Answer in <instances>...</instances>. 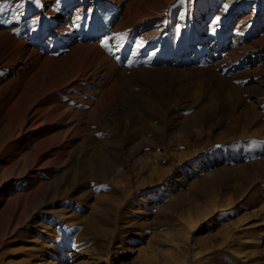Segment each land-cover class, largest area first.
I'll list each match as a JSON object with an SVG mask.
<instances>
[{
    "label": "rangeland",
    "instance_id": "obj_1",
    "mask_svg": "<svg viewBox=\"0 0 264 264\" xmlns=\"http://www.w3.org/2000/svg\"><path fill=\"white\" fill-rule=\"evenodd\" d=\"M112 1L0 0V59L9 37L50 58L23 96L90 79L14 229L19 188L0 191V264H264V0ZM26 73L0 68V87Z\"/></svg>",
    "mask_w": 264,
    "mask_h": 264
},
{
    "label": "bare ground",
    "instance_id": "obj_2",
    "mask_svg": "<svg viewBox=\"0 0 264 264\" xmlns=\"http://www.w3.org/2000/svg\"><path fill=\"white\" fill-rule=\"evenodd\" d=\"M46 11L49 14L51 13L53 18H56L57 13L53 7L49 8L47 4ZM55 30L56 31L52 34L53 36H56L57 33H59V30ZM37 36L42 37L41 34H37ZM46 39L49 41L50 38L47 37ZM9 40L11 44L7 53L9 54V59H7V61L0 59V68L12 65L20 70L21 73L27 72L26 74H22L17 81H15V79H7L8 81L4 82L3 86L0 87V122L2 123L5 118L6 123H9V120L7 119L9 114L14 116L18 115V117H16L17 123L11 126L8 131V135L0 143V191L7 189V191L11 192L16 188H19V191L17 190L18 192L10 195L4 204V209H6L9 205L13 208V215L15 218H13L14 223L11 224V229H14L13 225H18L20 223V217L25 208L24 206L27 203V199L32 200L30 198L35 196V192L42 184V182L39 181L40 171L57 159L55 157L61 150L59 140L65 137L69 132V125L71 122L67 124L64 123L65 118L67 117H63V115L68 112L71 114L73 111L72 109L68 112L64 110L65 106L62 103L63 97H65L66 93L70 90L82 91L84 84L90 79L84 68L81 66L79 68L73 67L68 74H63L54 81H49L46 84L42 83L40 86L36 87V90L31 98L28 96L25 97L23 96V91L25 90L26 84L29 80L27 77L33 71L34 65L44 62L50 58L48 56H44L40 49L38 50L36 47L28 46L25 41H19L13 37H9ZM78 48L79 46L77 45L75 48H72L69 55H73L75 53L74 49L78 50ZM21 59H24L27 64L25 65L23 61V63H21ZM63 59V57H60L58 61ZM17 103H20V107H18L16 112H13V107ZM68 120H71L70 115ZM54 122H56V125ZM73 127L75 130L77 129L76 132L80 131L78 122L75 123ZM84 129L85 128H83V130ZM21 142L23 143L22 147L20 146ZM53 144L57 145L54 146L53 149H50ZM46 151H49L48 154H46ZM20 152H22L23 159L13 160V155L15 153L19 154ZM37 155L39 156L38 159L36 158ZM5 156L8 158L4 159ZM30 156L33 157L34 161L28 168V166L24 163V159ZM18 174H21L23 179H18ZM11 180L17 181V184L12 183ZM0 240H2V238ZM172 256H168L164 260L163 264H175V261L172 260ZM147 264L159 263L154 260L149 261Z\"/></svg>",
    "mask_w": 264,
    "mask_h": 264
},
{
    "label": "snow or ice",
    "instance_id": "obj_3",
    "mask_svg": "<svg viewBox=\"0 0 264 264\" xmlns=\"http://www.w3.org/2000/svg\"><path fill=\"white\" fill-rule=\"evenodd\" d=\"M3 10V6L0 5V11ZM102 43H105V41H102ZM142 45V42L141 41H137V46H141Z\"/></svg>",
    "mask_w": 264,
    "mask_h": 264
}]
</instances>
